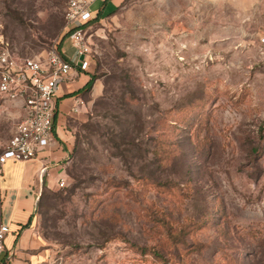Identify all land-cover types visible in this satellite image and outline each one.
<instances>
[{
    "label": "rangeland",
    "instance_id": "1",
    "mask_svg": "<svg viewBox=\"0 0 264 264\" xmlns=\"http://www.w3.org/2000/svg\"><path fill=\"white\" fill-rule=\"evenodd\" d=\"M67 2L0 0V51L71 38ZM96 5L103 93L41 190L38 243L5 264H264V0ZM20 119L0 95V152Z\"/></svg>",
    "mask_w": 264,
    "mask_h": 264
},
{
    "label": "built area",
    "instance_id": "2",
    "mask_svg": "<svg viewBox=\"0 0 264 264\" xmlns=\"http://www.w3.org/2000/svg\"><path fill=\"white\" fill-rule=\"evenodd\" d=\"M95 1L68 0L65 7L73 44L82 58L79 62L74 63L58 46L51 47L44 57H38L21 55L3 43L0 95L20 103L21 119L0 152V178L8 161L33 159L52 141L60 83L70 75L75 64L87 69L91 62L90 45L81 24L93 18ZM77 102L75 111H79L83 100L78 97ZM57 185L64 186L65 178H60ZM11 231L10 223L0 216V264H5L11 257L6 245Z\"/></svg>",
    "mask_w": 264,
    "mask_h": 264
},
{
    "label": "crops",
    "instance_id": "3",
    "mask_svg": "<svg viewBox=\"0 0 264 264\" xmlns=\"http://www.w3.org/2000/svg\"><path fill=\"white\" fill-rule=\"evenodd\" d=\"M97 7L99 5L94 8ZM61 49L74 63L81 61L72 38L66 37ZM92 73V61L87 69L75 64L70 75L60 83L57 92L53 139L50 144L33 159L8 161L3 167L0 178V216L10 223L12 229L6 239L10 256L24 255L25 248L38 243L36 236H33L34 215L41 190L43 186L57 185L60 178L66 177V166L76 142V121L88 118L92 104L104 90L100 77L93 81L89 90L85 89ZM78 97L83 103L79 111H75Z\"/></svg>",
    "mask_w": 264,
    "mask_h": 264
},
{
    "label": "trees",
    "instance_id": "4",
    "mask_svg": "<svg viewBox=\"0 0 264 264\" xmlns=\"http://www.w3.org/2000/svg\"><path fill=\"white\" fill-rule=\"evenodd\" d=\"M104 1H107V0H104ZM102 11H103V7H99L98 9H95V10H94L95 14H97V13L100 14V13H102ZM90 20H91V19H90ZM90 20H88V21L82 23L81 25L84 26L85 24H87L88 22H90ZM69 33H70V30L67 31V34H69ZM67 34H66V35H67ZM64 36H65V35H64ZM64 38H65V37H62L60 43L58 44V47L61 48V45H62V42L64 41ZM98 77H99V75H97L96 73H92V74H91V77H90V79H89V81L86 83L85 89H86V90H89V89L91 88V85H92L93 81H94L96 78H98ZM142 250H143V251L146 250V247H142ZM151 250H152V252L155 251L154 249H151ZM155 252H157V251H155Z\"/></svg>",
    "mask_w": 264,
    "mask_h": 264
}]
</instances>
